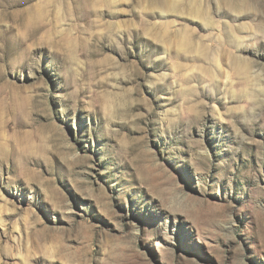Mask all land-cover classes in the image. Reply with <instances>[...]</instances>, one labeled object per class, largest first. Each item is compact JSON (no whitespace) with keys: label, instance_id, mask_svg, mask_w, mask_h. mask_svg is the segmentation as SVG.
I'll return each instance as SVG.
<instances>
[{"label":"rangeland","instance_id":"374dc122","mask_svg":"<svg viewBox=\"0 0 264 264\" xmlns=\"http://www.w3.org/2000/svg\"><path fill=\"white\" fill-rule=\"evenodd\" d=\"M0 264H264V0H0Z\"/></svg>","mask_w":264,"mask_h":264}]
</instances>
